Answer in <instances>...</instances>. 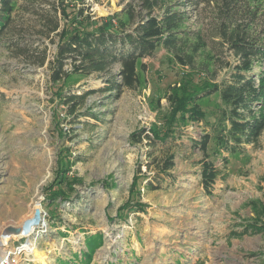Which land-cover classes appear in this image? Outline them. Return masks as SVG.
I'll list each match as a JSON object with an SVG mask.
<instances>
[{
	"label": "rangeland",
	"instance_id": "1",
	"mask_svg": "<svg viewBox=\"0 0 264 264\" xmlns=\"http://www.w3.org/2000/svg\"><path fill=\"white\" fill-rule=\"evenodd\" d=\"M145 1L15 5L0 35V264H41L34 252L45 264H264V130L231 156L211 141L218 177L208 195L199 184L202 156L189 144L222 109L218 94L206 93L238 64L224 32L264 44V0H147L160 6L152 16L181 15L191 66L161 49L137 62L131 89H102L120 82L119 64L52 80L62 42L130 32L147 16ZM254 72L264 74V61ZM68 90L91 91L73 114L61 103ZM192 101L202 122L188 117L196 113ZM150 128L174 140L163 147L131 141ZM166 151L175 158L165 179L157 173ZM36 210L40 221L29 232L4 234L30 224Z\"/></svg>",
	"mask_w": 264,
	"mask_h": 264
},
{
	"label": "trees",
	"instance_id": "2",
	"mask_svg": "<svg viewBox=\"0 0 264 264\" xmlns=\"http://www.w3.org/2000/svg\"><path fill=\"white\" fill-rule=\"evenodd\" d=\"M20 1L25 3L33 0H0V35L10 22L15 5ZM185 1L187 4L195 2ZM157 6L159 4L156 1L146 0L144 7L147 16L130 32H84L70 36L57 48L52 80L62 81L71 75L88 77L93 73L104 72L111 65L119 64L120 82L108 80L102 89L107 92H117L124 86L131 89L137 84V62L152 58L161 49L171 52L179 65L191 66L193 52L186 53L181 48L190 35L189 32L179 29L181 15L167 9L161 16H152V10ZM223 36L226 37L228 49L234 53L238 64L232 67L225 80L206 93L208 96L216 93L220 98L222 109L217 120L210 124L209 132L189 141L191 148L197 149L202 156L199 163V184L207 195L211 194V187L218 177L217 168L209 160L208 147L211 141L217 152H226L231 156L240 153L241 146L256 142L264 130V74L254 72L256 65L264 61V44L251 43L241 32H224ZM194 50L197 48H193ZM67 63L70 65L69 72L63 70ZM90 93L91 91H82L79 95L68 90L60 96L61 103L69 114H73L76 107ZM195 98L197 97H194V100ZM191 103L195 106L196 113L188 117L193 121L202 122L198 106L194 101ZM161 133L151 128L142 129L133 133L130 139L135 144L145 139L147 144L153 147H163L174 140V136ZM174 158V154L166 151L158 176L165 179L170 177L167 171L173 168ZM223 161L226 163V160ZM150 187L151 190L156 189L154 186ZM259 212L264 215V206ZM92 244L93 242L89 244L90 247Z\"/></svg>",
	"mask_w": 264,
	"mask_h": 264
},
{
	"label": "bare ground",
	"instance_id": "3",
	"mask_svg": "<svg viewBox=\"0 0 264 264\" xmlns=\"http://www.w3.org/2000/svg\"><path fill=\"white\" fill-rule=\"evenodd\" d=\"M30 223H31V222H30ZM32 227H35V226H34L33 224H29V222H28V223H26V224L22 227L20 233H22V234L27 233V232H29V230H30ZM4 240H5V239H3V241H4ZM24 247L27 248V249H29V251H33V249H34V248H30L31 246L27 247L26 244L24 245ZM21 250H24V249L22 248ZM25 250H26V249H25ZM37 251H38V250H37ZM34 254H35V256L37 257V260H38L39 262H41V264H45L46 257H45L44 254H42V253H40V252H34ZM47 263H48V262H47Z\"/></svg>",
	"mask_w": 264,
	"mask_h": 264
},
{
	"label": "water",
	"instance_id": "4",
	"mask_svg": "<svg viewBox=\"0 0 264 264\" xmlns=\"http://www.w3.org/2000/svg\"><path fill=\"white\" fill-rule=\"evenodd\" d=\"M40 221V213L38 210L35 211V214H34V219L33 221L30 223V224H38ZM20 229L19 228H7L4 232V234L6 236H10V235H18L20 233Z\"/></svg>",
	"mask_w": 264,
	"mask_h": 264
}]
</instances>
